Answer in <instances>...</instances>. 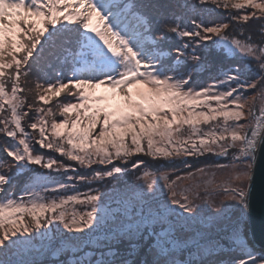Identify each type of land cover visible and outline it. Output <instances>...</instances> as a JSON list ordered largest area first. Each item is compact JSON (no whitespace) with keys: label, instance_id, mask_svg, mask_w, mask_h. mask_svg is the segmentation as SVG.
<instances>
[{"label":"snow or ice","instance_id":"obj_1","mask_svg":"<svg viewBox=\"0 0 264 264\" xmlns=\"http://www.w3.org/2000/svg\"><path fill=\"white\" fill-rule=\"evenodd\" d=\"M209 6L237 11L228 22L200 20L196 13ZM251 21L264 22V0H183L176 5L160 0H0V136L5 138L0 151L11 159L0 160L10 173L0 172V194L7 192L0 199V248L25 246L35 234L47 236V226L55 222L69 241L76 234L105 233L108 252L95 264H264V168L259 216L250 212L256 155L264 150V103L257 114L244 95L259 86L252 100L264 101V40L226 33L232 22ZM260 33L264 37V24ZM174 38L180 43L166 50ZM210 45L221 53L211 67L201 54ZM237 55L245 58L247 73L243 63L223 64ZM46 57L55 61L53 75L44 74L29 102L21 78ZM253 71L258 79L246 78ZM200 72L216 75L207 84H196L194 75ZM62 93L70 99L58 102L61 118L56 119L50 107L39 105L59 101ZM25 121L38 138L29 135ZM233 149L238 183L231 186L230 177L223 193L241 211L215 235L185 231L201 211L195 203L198 191L213 182L180 194L175 190L185 178L206 176L205 168L175 180L145 170L136 176L143 183L133 185L131 196H122L115 210L102 209L104 194L90 186L147 169L142 157L157 164L178 159L191 167L183 158H227ZM17 180L22 181L20 195L14 197L8 188ZM161 180L169 192L166 199L162 193L156 198ZM78 184L88 191L79 192ZM70 204L89 210L69 212ZM214 215H224L223 210ZM125 240L128 256L142 243L151 259L137 261L112 251Z\"/></svg>","mask_w":264,"mask_h":264},{"label":"rangeland","instance_id":"obj_2","mask_svg":"<svg viewBox=\"0 0 264 264\" xmlns=\"http://www.w3.org/2000/svg\"><path fill=\"white\" fill-rule=\"evenodd\" d=\"M178 1L179 3L183 2V0H178ZM236 11L237 10L231 8L216 9L214 6H209V10L204 12H197L196 15L199 17L200 20H204V21L228 22L229 14ZM242 11H250V10H242ZM262 24H264V22L262 21H251L247 25L243 24L242 22L240 24L232 22L230 28L226 30V33L229 37L237 35L235 37L240 40H244L248 36H251L254 41L260 42L261 40H264V37H262L260 33V28ZM177 40L180 43L179 38H177ZM178 44L170 45L169 43H167L165 44L167 47L165 46L164 47L166 50H168L172 47L177 46ZM209 48H212V46L210 45ZM201 54L205 58V63L208 64L210 67L213 64H215L217 59L221 56V53L219 51L218 53L216 52L212 53L213 56L211 57L207 54V50L202 52ZM173 56H175V53H173ZM191 63L192 62L189 60L188 64L191 65ZM233 63H243L245 72L246 73L248 72V65L245 62L244 57L238 55V57L228 58L223 60V64L225 66H231ZM252 67L255 68V65L253 64ZM214 75H216L215 72L212 73L205 72L204 74L201 75L197 73L194 76V80L196 84H207L210 82L212 76ZM246 78L252 80L258 79L254 71L251 72ZM25 80H27L28 82L30 81L33 82L32 84L33 87L31 88V90L27 89L24 86V83L27 82ZM37 83H43V82L33 77L32 73L27 78L24 77L21 78V85L25 89L23 95H25L26 97L28 96L29 102H34L35 86ZM98 91H102V89ZM259 91H260V87L258 86L256 89H249L246 93H244V95L249 100V105L254 106L256 108L257 114H259V108L261 107L262 103H264V101H262L259 97H257L255 101H253L252 97L255 96L256 93ZM66 99H70V98L64 96V99H62V97H60L59 101L53 98V100L50 102L49 105L40 104L39 106L44 108L50 107L53 112L57 113L55 118L60 119L61 117L58 115L57 105L58 102H65ZM247 111H248V107L246 106L245 112ZM29 122L30 121L24 122L26 131L29 133V135H35L38 138V133H33V131L27 127V124ZM247 122H248L247 120H242L240 123H247ZM263 125L264 124H262V127ZM4 139L5 138L0 136V143H3ZM35 147L41 153L46 151L39 149L38 145H36ZM236 152L237 150L233 149L229 153V156L227 158L209 155L210 157L213 158V160H210L205 163L204 162L200 163L198 161L194 164L193 167H186L184 164H182L184 168L183 170L180 171L177 168H175L174 165H172L178 163L177 162L179 161L178 159L174 161H162L160 163L161 166H157V167L149 166L147 169L142 167L139 172L135 173V175L121 176L118 179L110 180L107 183H105L104 181L93 182L90 186L91 188L104 194L103 200L101 201L100 204V207L102 209L115 210L116 208L122 206L120 203L122 196H131L133 185L137 183L140 184L143 183V181H137L136 176L141 175V173L145 170L154 173L156 176L167 173L170 175L172 180H175L177 175L184 177L186 172L189 171L195 172V170L198 168H205L207 171L206 176L201 177L199 174H197V178L195 180L191 178H185L183 181L177 182L175 190L177 191L178 194H180V192L183 189L194 188L195 185L203 184L204 181L213 182L212 186L209 187L207 190L201 188L198 191L197 195L199 196V198L195 200V203L197 208H199L201 211L197 219L189 222L190 227L185 229V231L190 232L194 235L197 232H203L209 235H215L217 232L221 230V226L222 227L227 226L226 223H224L225 221L233 219L241 211L237 202L229 199L223 193L224 182L227 181L230 177L232 178L231 186H236V184L238 183V181L234 179L236 175V170L238 168V162L233 160V155ZM50 154L53 156L56 155L55 153H50ZM142 158L145 159L148 162V164L151 161L156 162L148 157H142ZM2 159H7L8 163H11V159L6 158L5 154L2 151H0V160ZM183 159L195 160V159H199V157H186ZM65 162L67 163V161ZM171 162H172L171 165H167V163H171ZM217 165H222L225 167H217ZM32 167L36 168L37 166H32ZM43 171H47V170H43ZM81 171L86 172L88 175H91V173L88 172L87 170L82 169ZM0 172L8 173V168L0 164ZM53 175L56 176L55 173H53ZM215 185H220V187H215ZM15 188L16 186L8 188V192L13 193L14 197L20 195L19 189L16 191ZM77 190L81 193H84L88 191V188L83 184H78ZM161 193L163 194V198L165 199L169 195L168 189L164 187L163 180L159 182V189L157 190V197H156L157 199L161 198ZM44 195H49V194L44 193ZM6 196L7 194L0 195V199H4ZM68 209L69 212H71L73 209H75L78 212L89 210L80 204H70L68 205ZM221 210H223L224 215L221 216L214 215L215 213ZM47 227L51 229V231L48 232L47 236H41L40 234H35L32 236L30 242L25 246H20L18 248H11V249L0 248V261H7L9 262V264H22V262H25V264H33L34 262L38 261L41 262V264H46L48 263L46 262V259L56 258L58 259V261L63 259L68 264H73V262L76 260H81V261L91 260L92 264H95V260L100 259L102 257V253L106 255L108 252V249L105 247V244H107L108 241L105 240V233L103 232L97 233L95 235L76 234L73 237V239L69 241L65 239V237L68 236L69 234L66 233L62 225L57 226V224L54 222L53 224H50ZM256 247L259 248L257 244ZM128 249H129V243L128 241L125 240L115 245L112 251L114 252L119 251L121 255L128 256ZM146 253H147V249L143 246L142 243H140L138 244L136 252L132 256H128V258L137 261H142L144 259H151V256L147 255Z\"/></svg>","mask_w":264,"mask_h":264},{"label":"trees","instance_id":"obj_3","mask_svg":"<svg viewBox=\"0 0 264 264\" xmlns=\"http://www.w3.org/2000/svg\"><path fill=\"white\" fill-rule=\"evenodd\" d=\"M174 1H176V0H160V2L161 3H164V4H171V5H175V4H178L179 3V1L177 0L176 2H174ZM234 36H237V35H234ZM179 43V41L177 40V38H174L173 40H171L170 42H169V44L170 45H172V44H178ZM165 47H167L166 45H164ZM212 49H213V51H212V53H214V52H216V53H218V49H216L214 46H212ZM210 57L211 56H213L212 54L211 55H209ZM51 63V67L49 66V64ZM54 67H56V64H55V61L51 58V57H46L44 60H42L41 62H40V64L39 65H34L33 66V69H32V75H33V77H35L36 79H38V80H40V81H42L43 82V77H44V74L45 73H47L50 77L53 75V68ZM205 72H201V73H199L200 75L201 74H204ZM195 76V75H194ZM25 81H27V80H25ZM32 84H33V82H25L24 83V86L27 88V89H30L31 90V88L33 87L32 86ZM64 96H66V94H64V93H62L61 94V97H62V99H64ZM27 99L29 100V98H28V96H27ZM210 160H213V158L212 157H210L209 155H205V156H201V157H199V159H195V160H193V159H190V160H187L188 161V163H189V165L191 166V167H193L194 166V164L196 163V162H200V163H205V162H208V161H210ZM178 163H176V164H172V162L171 163H167V165H174L175 166V168H177L179 171L180 170H183V168H184V166L182 165L183 163H179V161H177ZM149 165L150 166H154V167H157V166H161L160 164H157V162H149ZM14 183H15V186H16V188H15V190L17 191L19 188H20V184L22 183V181H20V180H17V181H14ZM18 185H19V187H18ZM15 193V192H14ZM5 195L7 194V193H4ZM0 195H2V194H0ZM142 256V255H141ZM63 258V257H62ZM55 261H58V259H56V258H50V259H46V262H48V263H46V264H52V262H55ZM60 264H68L65 260H63V259H61L60 261ZM33 264H41V262H38V261H36V262H34Z\"/></svg>","mask_w":264,"mask_h":264},{"label":"water","instance_id":"obj_4","mask_svg":"<svg viewBox=\"0 0 264 264\" xmlns=\"http://www.w3.org/2000/svg\"><path fill=\"white\" fill-rule=\"evenodd\" d=\"M264 168V150L258 151L255 161V170H256V181L253 183V191L250 197V212L258 217L260 212V202H259V177L261 169ZM259 246V244L257 243Z\"/></svg>","mask_w":264,"mask_h":264},{"label":"bare ground","instance_id":"obj_5","mask_svg":"<svg viewBox=\"0 0 264 264\" xmlns=\"http://www.w3.org/2000/svg\"><path fill=\"white\" fill-rule=\"evenodd\" d=\"M212 51H213L212 48H208V49H207V54H208V55H211V54H212ZM236 57H238V55H237ZM263 127H264V125H263ZM232 167H233V166H232Z\"/></svg>","mask_w":264,"mask_h":264}]
</instances>
